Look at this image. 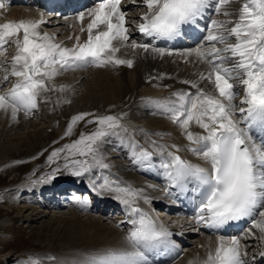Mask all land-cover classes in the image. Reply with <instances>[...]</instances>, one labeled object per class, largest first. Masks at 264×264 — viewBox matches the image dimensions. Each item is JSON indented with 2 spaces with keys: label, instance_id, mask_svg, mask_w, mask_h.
<instances>
[{
  "label": "snow or ice",
  "instance_id": "obj_1",
  "mask_svg": "<svg viewBox=\"0 0 264 264\" xmlns=\"http://www.w3.org/2000/svg\"><path fill=\"white\" fill-rule=\"evenodd\" d=\"M233 2L239 0H215V11L226 17L233 15L225 7ZM7 3L8 0H0V9H6ZM143 4L147 11L142 14L137 30L145 37L161 40L173 39L180 35L185 25L196 24L209 7V0H143ZM88 15L92 18L87 24V40L71 48L55 43L46 33L39 32V26L44 23L42 19L0 23V56H4L7 43L16 45L11 70L5 71L3 80L6 82L9 76L17 78L11 89L0 93V110L10 112L12 119L20 112L29 115L38 107L44 93L55 90V85L50 87L48 82L63 70L90 64L97 67L109 64L133 66V60L115 57L118 48L113 41L130 39L121 0H99ZM83 18L81 13L77 20ZM228 24L233 26L228 28ZM233 37L235 42H231ZM76 39L79 41V37ZM204 40L208 48L198 47L182 55L187 61L194 54L198 61L208 65L207 75L201 73L199 78L211 81L218 95L201 89L195 81L185 80L183 83L196 89L194 94L181 91L171 94L175 100L171 97L148 100L160 114L184 129L187 140L195 145L186 150L198 156L204 166L184 160L171 151L164 156L161 148L159 167L169 184L180 192L187 191L192 184V191L199 193L197 224L220 229L231 222L252 218L258 212L259 219H252V225L264 241V137H259L257 142L253 136L254 131L264 133V0H244L234 21L212 20ZM131 47L142 48L146 53L151 50L161 56L173 55L164 48H155L149 43L138 44L135 40ZM4 63L7 61L0 60V65ZM237 85L244 88L239 104L234 103ZM66 87L60 85L59 90ZM88 115L73 116L69 130ZM92 122L98 124L94 132L87 136L82 134L79 140L64 146L72 156L91 157V163L87 159L66 157L69 163L65 167L76 176L89 172L94 166L107 168L108 165L101 163L97 156V142L128 131L116 116H99L89 121ZM193 122L204 129L203 134L189 130ZM130 146L133 163L144 168L154 167L153 152L142 147L135 151L138 144L134 140L130 141ZM60 151L63 149L52 155ZM105 189L117 193L116 198L136 217L130 221L133 227L118 244L78 252L72 257V264H149L147 253L172 244L174 233L136 204L137 200L150 202L143 190L120 187L108 181L101 186V190ZM164 191L168 193L169 188L165 187ZM86 205L85 197L80 207ZM259 255L264 258V252ZM250 259L254 260L255 255L248 257L247 245H242L239 238L232 237L228 242L221 236L217 238L214 253L209 252L204 264H250Z\"/></svg>",
  "mask_w": 264,
  "mask_h": 264
},
{
  "label": "bare ground",
  "instance_id": "obj_2",
  "mask_svg": "<svg viewBox=\"0 0 264 264\" xmlns=\"http://www.w3.org/2000/svg\"><path fill=\"white\" fill-rule=\"evenodd\" d=\"M233 3H230L229 5L225 6L228 11L233 13ZM123 6V4H122ZM8 7L6 9H0V18L4 17V12L7 13ZM128 9H132V7L125 8L123 11H129ZM29 10L23 9V8H15L14 10L11 9V12L8 13L10 17H19L21 16L22 19H24V16L28 15ZM34 14L36 12L32 10ZM131 12V11H130ZM211 20H207L204 23V27L207 28L210 25V22L212 20H230L231 16H224L222 14H218L215 11V6L211 9ZM133 15V14H132ZM132 15L126 16L127 18V26L129 30V36L130 39L127 42H121V41H113V44L115 47L118 48L119 53L121 51L124 52L122 54L120 59H131L133 60V66L128 67L127 65H117L118 68L116 69V74H113L111 71L103 67H97L93 68L94 71L89 74L88 72L81 73V71H72L73 78L69 79L73 85L79 81L81 83H85L86 90L93 89V87H90L94 83V85H101L104 86L105 92L110 95L113 94H122L123 92H126L127 90L130 91H137L136 86H139L140 84H143L145 86H148L150 89H153L158 94H146L145 99H164L171 97V94L174 92H181L183 91L182 88L190 89L193 92H196V89L192 88L191 85L183 83L185 80H191L195 81L198 86L201 89H204L205 91L216 94L214 84L207 80L203 79L201 80L200 74L204 73V75H207L208 72V65L204 63L203 61H198L196 56L193 54L188 58L187 61H185L183 53H187L190 50H194L198 47L208 48L209 45L205 43L204 37L207 35V32H205L203 35L199 37L198 40H194L193 44L191 45H177L176 47H173L171 51L173 55H159L158 53H154L151 50H149L147 53L142 48H133L131 47L132 40H135L137 42V36H134V34L131 32L132 30H135L136 28L132 25H129L131 21H133ZM41 13L37 16H33L34 18L41 17ZM130 19V21H129ZM79 25V24H78ZM228 27V25H227ZM83 28L80 25L76 26L72 29L70 37L68 38L67 43L68 44H74L77 41V37L79 39L82 38V36L88 35L87 31L81 32L80 29ZM229 28V27H228ZM131 32V34H130ZM202 33V31L198 32ZM186 40H193L192 38H187ZM125 44L124 47H120L121 44ZM140 43H143L141 40ZM218 47L221 45H217ZM158 48V47H155ZM121 50V51H120ZM116 57V54H115ZM114 66V65H113ZM146 72V73H145ZM82 74V76H78V74ZM56 77H53L52 80L49 83V86L55 85L56 93L58 94L60 91L57 88L58 80L55 79ZM61 81V80H59ZM65 82V81H64ZM80 83V84H81ZM145 83V84H144ZM70 86V84H68ZM8 89L6 87L0 89V92L3 90ZM96 90L90 91L89 96L92 97L93 100H100L105 97L104 90H98V95H95ZM185 92V91H184ZM69 94L68 100H66L65 96V106H69L72 103H77L78 100H80V96H77V92H68ZM61 95V94H58ZM41 96V101L42 100ZM173 100H175V97H171ZM83 100V99H82ZM56 103L54 105H57L61 102V97L56 98ZM240 101L234 99V103L239 104ZM47 104V103H45ZM145 108L151 112V117L154 118V121H160L159 118L155 116V113H157V110L154 106H150L149 103H147V106ZM24 113L20 112L17 117H21ZM11 114L10 112H4L3 110H0V123H3V126L6 127L5 124H9L11 122ZM32 120V119H31ZM27 121V120H26ZM32 124V123H31ZM172 124V123H171ZM167 125V124H166ZM2 126V125H1ZM10 128H14V124L10 125ZM179 126V125H178ZM178 126H167L168 128L165 129V133L163 134L162 138L158 140V143L162 145L163 152H165L164 149L170 150H178L179 154L181 156H184V159L193 163V164H201L204 166V162L196 155L191 153L190 151H187V147L185 146V141H188L186 138V135L183 133L176 132L178 131ZM160 127V126H159ZM4 128V127H3ZM174 128H177L176 130ZM160 129V128H159ZM173 129V132H172ZM190 131L194 133H200L203 129H201L198 125H196L194 122L191 124V127L189 129ZM163 130H161L162 132ZM37 131H31L28 129L24 131L23 135L20 138H17L15 140L16 144L18 143H27L28 146L31 144L32 141H34V136L36 137ZM165 143L167 145H170V147L166 148ZM8 145H11L10 143ZM15 145V144H14ZM173 145H176L177 147H173ZM195 146L189 141V147ZM158 146V144H157ZM11 147V146H10ZM32 147V146H31ZM7 144H4V146L0 150V160L4 159L7 154ZM30 151L28 147V152ZM114 151H116V154L118 156H124L126 157L125 163H127L126 167L128 169H133L135 171H138V165L136 163H133V157L131 153L128 152V149L125 150V144L119 143L115 148ZM160 154V151H158ZM102 160V157H100ZM101 162V161H100ZM103 164H107V160L105 159V162H101ZM114 162H109L107 168H101L97 167L100 171V178H98L99 183H95L96 177L91 176V178H88L87 182L94 184L96 189H101L102 185H105V182H111L114 185H119L120 187H131L133 189H140L143 190L144 194L147 195L150 199L149 203H145L143 200H137L136 202L140 204V207L143 208L145 211L149 213L155 212L153 209L154 206L159 207L162 203V200H165V187L169 188L168 192H175V189L170 187V184L168 180L166 181H155L153 184L149 181H143L144 184L139 185L138 182H140L138 179L131 177V176H121L117 173H115L113 168ZM156 170V174L159 175L161 178V175L163 174V170H159L157 168H154L153 171ZM106 172V174H104ZM87 176L88 174L85 173ZM85 174L81 176H76L77 180L82 181V178H86ZM52 184H55L53 182ZM102 191V190H100ZM14 192V191H13ZM39 190L35 188V194L38 196ZM104 193H106L108 196L112 198H116L117 193L108 191L107 189L103 190ZM178 195L180 194L179 191ZM167 194V193H166ZM176 194V193H174ZM193 194V191H190L188 197H190ZM33 199V200H32ZM29 205H27L26 209L31 208L30 204L39 203L42 204V207H46L45 203H43L39 198H34V196L30 195L28 197ZM155 202V204H153ZM159 204V205H158ZM178 204V203H177ZM48 207V206H47ZM76 208H79V205H75ZM69 213H64V218H60L59 222H62L64 225H66L68 219L70 218L71 221L74 222V225L70 228L69 233L66 238L61 239L60 243L63 245L61 248H55L56 251L53 252L51 249L44 250L45 255H48L44 260H42L41 263L38 264H72V257H74L78 252L83 251L85 249H95L100 248L103 246L108 245H115L121 242L122 237L127 234L129 230L133 227L129 221L123 222V218L125 217V214H120L119 216L114 215L112 217H102L101 215H93L90 213H84L81 212V214H85L86 216L82 217L79 214V211L76 210L74 207L70 208ZM82 210V207H80ZM36 210V214H39L40 210H45V208H38V209H32ZM160 210H163V206L160 208ZM59 211V210H58ZM173 212V210L169 211ZM178 212V213H177ZM63 213V212H62ZM162 214V213H160ZM170 217H173V221L175 222L173 226L169 224V220L166 222L163 220L164 217L157 216L158 222L166 227L169 231L173 232L174 235L171 237V239L178 240L179 242H182L184 244L185 239H187V244L184 246L179 247V244L176 245V248L172 247V253L174 254L171 261H168L166 264H197L196 260L200 258V261L203 259V252L199 245H203V248L206 246V250H209V247H216L217 241H214V239H207L205 237V241L202 240V237L199 235V224L195 222V219H187L183 213L180 211H176L175 214L169 213ZM46 215L45 213H40V216ZM167 214H165L166 216ZM39 216V217H40ZM54 216V215H53ZM51 216L49 220L52 221L57 219V215L54 217ZM168 216V215H167ZM103 219H107L103 221ZM154 220H156L153 217ZM6 221L3 220V222ZM195 222V223H194ZM48 223V222H47ZM189 235V237H187ZM245 235V234H244ZM243 235V236H244ZM52 240V238H51ZM50 240V241H51ZM244 240V239H242ZM241 240V241H242ZM211 242V243H209ZM50 243V242H49ZM249 243L248 240H244L241 242L242 245H246ZM182 244V245H183ZM252 245V244H251ZM173 246V245H172ZM183 247V248H182ZM260 249V245L258 246ZM261 251L264 250V248L260 249ZM204 251V250H203ZM52 256L54 259L49 258ZM249 257V255H248ZM251 258V257H249ZM33 261L22 259L20 258L18 261V264H32ZM253 262V260L250 259V264ZM199 263V261H198ZM149 264H151L149 262Z\"/></svg>",
  "mask_w": 264,
  "mask_h": 264
},
{
  "label": "rangeland",
  "instance_id": "obj_3",
  "mask_svg": "<svg viewBox=\"0 0 264 264\" xmlns=\"http://www.w3.org/2000/svg\"><path fill=\"white\" fill-rule=\"evenodd\" d=\"M102 88L103 87L100 86L99 90ZM77 90H76L77 94L78 96H80V95H86V93H89L92 89L85 91L83 88L80 87V88H77ZM94 94L98 95L97 91H95ZM88 97L89 96L87 95L86 98ZM99 104H101V102H98L95 105L97 106ZM120 106L121 105H119V107ZM61 109L63 110L64 107L61 106ZM72 112H73L72 109L68 110L67 108L66 113H72ZM64 119L65 117L62 116L61 112H59L57 108V112H55V115L53 116L51 114H46L44 116L43 114L37 118L32 117V118L25 119L21 121V123H17L16 128L10 129L11 126H9L1 134V139L8 142L7 146L9 143L11 145L15 144L14 146L9 147L10 153H11L10 155L12 156L29 155L30 153L28 152V147L30 150L35 149V151L37 152L44 150L45 147H48V149L45 155L43 154L44 158L42 157L41 159L39 158V160H36V162L32 163L31 167L23 173H21V170H22L20 169L21 167L15 168L13 170H5V169L0 170V173L3 174V177H4L3 181H5L2 184L8 183L7 185L0 187V197L4 198V199L0 198V200H2V203H0V214H2V216L8 215L11 217L9 227H7L5 231L6 233L11 232L14 235L10 238V240H8L6 235L2 236L0 234V240H2L3 242H6L7 243L6 246H9L5 250V252L0 253V264H11L12 262H14L13 257L11 261L3 260V258L8 253L12 252L13 250H19L20 248L31 249V250L34 248H38L36 249V251H38L40 255H41V250L43 248H51V250L55 252L56 249H53V248H61L63 246L60 243L61 239H64L67 237L69 230H71L70 228L74 225V222L71 221L70 218L68 219L66 225H64L62 222H59L60 218L62 217L64 218L67 215L64 216V214L57 213V214L44 215L42 217L40 216V214H36V210L33 211L31 208L26 209L27 206L24 207L25 205H22L23 203H21L20 201H17V202L9 201L11 200L10 198L16 190V186L17 185L21 186L20 183L22 182H25L26 184L31 185L32 183L41 182L44 179L49 178L50 175H58V174L62 175L63 174L62 169L66 168L65 165L69 163V159H79V160L87 159L89 160L90 163L92 162L91 157H82L79 155L72 156L70 154L69 150L64 147L65 145H69L68 137H66L65 140L60 143L57 142L60 135L56 134V132L61 130L59 128H61L62 125L65 124ZM0 124L3 126V123H0ZM83 124L84 123H82L81 126ZM76 125L77 126H74L70 130L69 128H67L68 133H71V131L75 128L76 129L80 128V125L78 123H76ZM167 126L169 125H166V123H163L161 128L160 129L157 128V130L161 132L163 128L167 129L168 128ZM3 127L5 128V126ZM28 129L30 130V132L37 131L36 137L34 136L35 140L32 141L29 146L27 143L16 144L15 140L17 138H20L23 135L24 131L25 130L28 131ZM56 129H59V130H56ZM61 133L62 132H60V134ZM60 149H63V151L58 152V154L55 156L52 155L54 151L60 150ZM102 149L104 150V148ZM66 157H68L69 159H66ZM110 158L116 160V158H114L113 156ZM100 161L105 162V158L102 157V160L100 159ZM54 170H58V171H54ZM121 176H126V175L121 174ZM15 181L17 182L12 185H9V183L15 182ZM23 195L21 196V198L23 197ZM29 196L30 195L26 196L25 198L27 199L26 201L28 203L26 205H29V200H28ZM53 215L54 216L57 215V219L52 220V221H47ZM5 218L8 219L7 217L1 218L0 227H2L5 224L4 223L5 221L3 222ZM17 264H18V261H17Z\"/></svg>",
  "mask_w": 264,
  "mask_h": 264
}]
</instances>
